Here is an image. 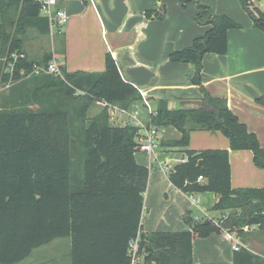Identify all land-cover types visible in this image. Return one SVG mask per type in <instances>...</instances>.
<instances>
[{
  "label": "trees",
  "instance_id": "trees-1",
  "mask_svg": "<svg viewBox=\"0 0 264 264\" xmlns=\"http://www.w3.org/2000/svg\"><path fill=\"white\" fill-rule=\"evenodd\" d=\"M245 3L248 7L249 0ZM202 8L205 16L198 19L211 24V30L192 46L172 53L170 60L195 66L192 83L204 92V104L172 111L159 100L149 126H173L181 132V139L162 142L185 160L171 168L170 182L185 194H216L213 210L222 216L219 221H196L187 213L188 231L145 233L141 218L150 170L135 158L139 128L132 123L114 126L108 107L88 116L98 102L131 111L143 102L140 91L122 78L111 54L103 72H65L64 78L34 74V65L48 64L50 58L30 59L24 36L28 28L49 34L50 22L39 0H0V85L29 81L36 93L54 96V90L57 99L62 97L60 107L51 103L52 112H34L27 104L7 112L0 106V264L21 263L34 250L61 238L73 240L72 264H132L129 243L138 236L144 264H193L196 237L244 234L247 225L264 227V188L232 187L228 151L189 149L195 129L221 130L233 150H251L256 165L264 169V147L258 138L232 112L227 99L211 96L202 86L204 55L226 54L229 30L240 25ZM153 15L164 17V5L147 12L149 18ZM255 22L264 29V13ZM258 102L264 105V97ZM234 264H264V259L242 247L235 252Z\"/></svg>",
  "mask_w": 264,
  "mask_h": 264
},
{
  "label": "crops",
  "instance_id": "crops-1",
  "mask_svg": "<svg viewBox=\"0 0 264 264\" xmlns=\"http://www.w3.org/2000/svg\"><path fill=\"white\" fill-rule=\"evenodd\" d=\"M158 4H161L159 0H58L57 8L64 10L69 17L68 22L61 28L62 33L58 34L50 27V35L46 36L48 40L45 41H50V45L48 43L47 46V43H45L46 47L44 49L39 48L37 50L31 44H28V37H30L31 40L37 39L38 36H40V32L35 29L34 33L37 35H30L24 39L25 51L30 59L36 61H40V58L49 54L50 61L56 60L63 74L65 72L74 73L79 71L89 73L103 72L106 69L107 55L111 54L118 65L122 78L135 86L140 91L141 95H144L145 99L149 100V105L151 104L150 107L156 108L158 101L164 100L160 97L150 96L156 89H170L175 91L176 96L173 100L175 99L180 103V108L176 110L187 108L186 106L194 101L203 102L205 95L201 87L193 85L192 83V78L195 74V66L187 63H172L169 60V55H171L172 52H163L159 50L152 27L153 24H155V15H153L152 18L147 16V12L154 11L156 6L158 7ZM237 53L239 52L237 51ZM254 58V56H250L246 60L247 66H244L242 70L231 71L224 70V68L223 72L222 70H217L209 74L207 79L203 77V85L208 89L210 88L211 91H209L212 95L216 97L222 96L227 99L229 108L238 116L242 123L252 122L253 119L256 118L253 117V114H264V110L260 107L261 105L256 103L258 96L264 97V84L261 85L260 82L248 84V88L253 87L258 92L256 95L249 94V92L245 93V90L239 88V84H237L238 82L236 81L232 84V80L239 81L240 77L257 73L264 74L263 62L258 69L249 68L256 64L253 62ZM218 60L222 59L219 58ZM161 64H163V67ZM162 77L169 80L171 83L162 86L149 82L150 80H160ZM22 83L24 82L16 84L21 85ZM178 91L185 92L179 93ZM42 95L41 104L43 108L52 112V107L54 105L51 107V103L54 101V96L49 92L43 93ZM60 99H57L58 102H60ZM98 105L100 106L101 104ZM55 106L57 108L60 107L59 103L55 104ZM110 115L112 122H115L116 119L119 118L116 117L115 111L113 112L111 110ZM89 117L91 116L89 115ZM149 122L146 124L149 125ZM126 124H128V122ZM261 145L264 146V143L262 142ZM222 147H227V145L223 144ZM160 148H164L162 147V142ZM159 154L160 152H157L156 155H150L140 151H137L135 154L138 164L145 167H147L146 165L149 166L147 167L150 170L147 189H150L152 184H155L159 185L161 189L166 192H172L174 195V199H171V201L170 198L165 197L166 200L162 202H165L167 205L155 211V219L170 220L171 212H178L177 214H179L182 219H184L187 213H192L194 219L197 218L200 220L198 215L194 216V212L191 208H186L182 202L176 200L178 197H183L190 202L192 201L188 194H185L170 182L169 175L163 169L167 165L160 163L159 166L158 163L156 164L157 159L160 158ZM180 156L181 159L177 160V164L185 161L182 160V155ZM175 165H172L171 168ZM154 169L157 171V176L153 174ZM160 172L162 175L159 176L158 174ZM163 175L165 176L164 179L161 177ZM154 176L156 179H154ZM195 194L198 193H194V195ZM202 195L204 197L196 198L200 200L197 209L199 212L203 213L205 217L211 218L209 212L217 203L218 197L216 194L209 192ZM191 203H193V201ZM146 206L147 200L145 198L141 218V228L143 232L176 233L178 231L184 232V229L185 231L189 230V227L184 228L186 226L180 221L178 227H183V230L177 231L170 228L166 230L158 229L150 231V228L146 226L145 222ZM226 233L227 232L213 234L208 238L199 239L200 241H197L199 237H196L193 242V256L195 257V243L199 242V246L203 248L202 264H234V255L236 251L233 249V243H230L227 239ZM69 239H71V247H73V240L72 238ZM55 241L36 250L47 248L48 246L51 247V244ZM240 241L243 243L244 247L247 248L246 245L247 243L249 244L248 240L245 241V238L242 236ZM36 250L32 252L30 257L18 264H24L25 262L27 263L28 260H32ZM249 250L258 255L251 249Z\"/></svg>",
  "mask_w": 264,
  "mask_h": 264
},
{
  "label": "rangeland",
  "instance_id": "rangeland-1",
  "mask_svg": "<svg viewBox=\"0 0 264 264\" xmlns=\"http://www.w3.org/2000/svg\"><path fill=\"white\" fill-rule=\"evenodd\" d=\"M161 4L164 5L165 16L160 19H156L155 24H153V30L155 33V40H157L159 50L161 51H169L175 52L182 50L184 48L190 47L193 45L194 41L202 36H205L209 30H211L212 25L209 23H201L198 19L200 15H204L205 10L202 8L203 6L210 8L217 15H226L230 17L235 23L239 24L240 27L229 30V50L226 54H216V53H206L203 57L202 65L203 70L201 73L202 76V86L207 90L203 85V77L205 79L208 78L209 74L216 72L217 70H231L237 71L242 70L244 66H247L246 60L250 56H254L253 62L255 65L249 67L253 69H258L261 63H264V29L260 28L256 25L255 17L259 16L261 13H264V0H249V6L247 7L245 0H161ZM157 8V6H156ZM205 16V15H204ZM157 21V22H156ZM34 29V30H33ZM35 28H28L25 37L30 35H37L34 33ZM50 35V34H47ZM47 35L38 36L37 39L29 38L28 44H31L37 50L39 48L44 49L50 45V41H47ZM27 38V39H28ZM44 43H43V42ZM156 44V43H155ZM157 45V44H156ZM237 51L239 53H237ZM170 56V55H169ZM240 57V58H239ZM50 58L49 54L40 58L39 60L42 62L43 60H48ZM221 58L222 60H218ZM170 60V57H169ZM171 61V60H170ZM172 62V61H171ZM175 63V62H172ZM251 65V64H249ZM163 67V64H161ZM206 69V71H205ZM196 70V68H195ZM256 71V70H255ZM258 72V70H257ZM256 72V73H257ZM260 72V71H259ZM195 75V74H194ZM194 78V76H193ZM192 78V80H193ZM238 82L239 88L244 89L245 93L249 92V94L256 95L258 92L253 87L248 88L249 83H258L261 85L264 84V74L257 73L254 75H247L245 77H240L239 81L232 80V84L234 82ZM151 84L158 85H168L171 83L169 80L164 79L163 77L158 80H150ZM19 83V82H17ZM16 83H8L6 85H0V106L3 107L7 112H12L18 110L24 104L29 106V109L34 112H41L44 110L43 105L40 102L39 96L42 93H36V88L29 81H24L21 85H17ZM146 86V85H145ZM35 89V91H34ZM202 90V89H201ZM210 88L207 92L211 94ZM54 101L53 103H57V95L54 90ZM255 91V93H254ZM179 93H183L185 91H178ZM200 93V91L198 90ZM203 92V91H202ZM46 93V92H44ZM83 93V92H82ZM81 94V93H80ZM204 94V92H203ZM84 95V93H83ZM80 96V95H78ZM151 97H160L167 102L168 110H176L180 108V103L177 102L173 98L176 96L175 91L170 89H156L154 92L150 94ZM224 98L222 96H218ZM256 99V103L261 105V109L264 110V105L260 104L258 100L262 98V96H258ZM62 99V97H61ZM72 99V98H71ZM70 99V100H71ZM149 102V100H147ZM73 101L72 103H74ZM150 103V102H149ZM101 104L103 106H99ZM138 105V106H137ZM151 105V104H150ZM137 106V107H135ZM131 111H128L120 106L110 105L102 102L94 103L88 111V116L90 115L93 118L96 114L102 112L105 107H108L109 114L112 110L116 112L115 122L111 123L114 126H124L127 122L132 123L130 117L124 115L120 111H116V108L119 110H126L131 114H134L136 110L139 112V119L143 123H148L151 117V111L153 113L157 112L156 108L150 107V109L146 108L145 99L143 98V102L137 103ZM154 108V109H153ZM96 112V113H95ZM233 112V111H232ZM234 113V112H233ZM235 114V113H234ZM236 115V114H235ZM111 116V115H110ZM237 116V115H236ZM238 117V116H237ZM253 119L250 123L243 124L246 125L248 132L255 134L260 143H264V114H253ZM240 120V119H239ZM242 122V121H241ZM159 135L161 138V142L163 140L165 142L175 141L181 139V132L173 127H162L159 129ZM223 144H226L227 147H222ZM264 147V146H263ZM222 148V149H220ZM189 149L196 152L203 151H218L225 150L229 152L230 157V166H231V185L234 189H250V188H264V169L259 168L254 161V154L251 150H233L230 144V140L222 133L221 130L211 131L205 129H195L190 135ZM157 152H160L159 159H157L156 164L160 163L171 167L172 165L177 164V160L181 159L180 154L173 153L172 151L166 148H160ZM157 154V153H156ZM139 159V158H138ZM141 161V160H140ZM142 162V161H141ZM168 163V164H167ZM149 167L148 165H146ZM153 174L157 176V171H153ZM162 175L161 172L158 174ZM154 176V179H156ZM164 179V175L161 176ZM205 180H202V182ZM202 194H195V198L204 197ZM165 197L173 200L174 195L172 192H166L161 189L159 185L152 184L151 188L147 189L145 193V198L147 200V206L145 208V222L146 226L149 227L150 231L153 230H183V227H178L180 221L186 226L184 228H188L184 219L176 213L171 212V219L165 220H157L155 219V211L164 208L167 204L162 202L166 200ZM176 200L178 202H182V204L186 208H191L194 212V216L198 215L200 220L202 219H212L219 221L222 214L220 212L214 211L211 209L209 214L210 217H205V215L197 209L199 205H195L191 203L189 200L183 197H178ZM152 209V211H151ZM169 217V218H170ZM244 234L235 231V235L241 239L242 236L245 238V241L248 240L247 248L256 252L259 256L264 259V227L258 226L254 227H246L243 228ZM185 231V229H184ZM180 232V231H178ZM182 232V231H181ZM202 238H198L197 241H200ZM71 239L62 238L57 239L51 247L43 248L36 250L35 256H33L32 260H28L26 264H72L71 260ZM231 243V242H230ZM246 243V242H245ZM203 248L199 246V242L195 243V257L193 256V264H202L203 263ZM24 263V264H25ZM216 263V262H215Z\"/></svg>",
  "mask_w": 264,
  "mask_h": 264
},
{
  "label": "built area",
  "instance_id": "built-area-1",
  "mask_svg": "<svg viewBox=\"0 0 264 264\" xmlns=\"http://www.w3.org/2000/svg\"><path fill=\"white\" fill-rule=\"evenodd\" d=\"M39 1L41 3V13L44 17H46L49 20L51 29L58 34H61L62 33L61 28L68 22L69 19L68 14L64 10L57 8L58 0H39ZM14 58L15 61L18 59V57L16 56H14ZM13 67H14L13 63L9 65L8 71L10 73L13 72ZM33 73L37 75H40L42 73L52 74L64 78L63 72L60 69V66L58 65L56 60H51L48 64L34 65ZM22 74L24 75L25 72H22ZM142 97L145 99L144 95ZM145 105L146 107H148V109H150L149 102L146 99H145ZM116 111H120L124 115L130 117L132 120V124L139 128L137 151L148 153L150 155H156L157 151L161 147V140L158 129L141 122L138 117L139 116L138 110H136L134 114H131L126 110H119L118 108H116ZM150 112H151V117L153 115L156 116V113H153L151 109ZM163 169L169 175L171 171V167L166 166ZM202 180L203 177H200L199 181ZM188 195L194 204L198 205L200 203V200L196 199L194 197V194H188ZM195 220L198 221L197 218H195ZM226 237L231 243H233L234 251H239L242 247H244L243 243L235 234L227 232ZM129 254L131 255L132 258V264H144L143 258L139 256V236L133 239L129 243Z\"/></svg>",
  "mask_w": 264,
  "mask_h": 264
},
{
  "label": "water",
  "instance_id": "water-1",
  "mask_svg": "<svg viewBox=\"0 0 264 264\" xmlns=\"http://www.w3.org/2000/svg\"><path fill=\"white\" fill-rule=\"evenodd\" d=\"M245 1H247V0H245ZM203 104L204 103L202 101H194V102L189 103L186 107H187V109L199 108V107L203 106ZM206 223H209V220H207Z\"/></svg>",
  "mask_w": 264,
  "mask_h": 264
}]
</instances>
